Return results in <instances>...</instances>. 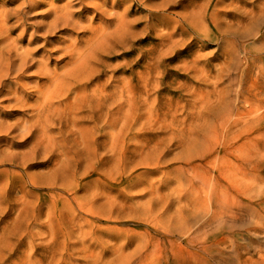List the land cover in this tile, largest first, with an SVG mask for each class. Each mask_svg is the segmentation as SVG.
Here are the masks:
<instances>
[{
  "label": "rangeland",
  "instance_id": "obj_1",
  "mask_svg": "<svg viewBox=\"0 0 264 264\" xmlns=\"http://www.w3.org/2000/svg\"><path fill=\"white\" fill-rule=\"evenodd\" d=\"M36 1L32 6L27 0H0V10L4 9L11 15L7 26L11 28V40L16 41L20 50L31 49L34 60L41 58V53L50 51L52 58L48 59L49 64L59 70L69 59L63 46L74 42L83 48L91 36L90 25L104 26L113 21L110 20L112 11L109 7L112 1L106 7L107 13H101L92 4L85 6L75 0V17L86 28L58 29L51 35H45L42 26L52 18V3L60 7L66 0ZM142 1L128 2L117 8L122 13L127 5H131L129 12L126 11L130 34L96 54L93 63L98 65L95 64L97 72L87 86L89 91L104 86L109 91L114 86L132 89L143 86L140 76L149 78L150 85L143 87L144 100H148L142 106L144 115L135 128H127L125 135L115 141L118 145L111 139L106 140L107 136H101L100 130L92 127L93 123L89 121L84 123L89 127L85 135L91 137V141L96 137L93 146L85 148V154L80 149L63 155L64 161H60L63 154L61 146L47 150L34 148L36 151H33L34 137H18L16 131L0 135V151L9 148L0 153L9 155L0 157L7 159L0 165V264H264V124L254 125L249 134L244 131V123L233 125L227 130L230 137L227 141L221 140L217 147L222 151L220 155L225 156L223 164L230 175L221 179L222 189L228 191L230 200L221 209V224L215 234L212 215L206 214L208 218L204 215L206 219L195 223L187 197L179 196L182 190L178 186L180 173L176 168L183 163L176 156L188 152L193 138L183 143L176 139L167 140L159 154V151L147 153L148 147L155 142L146 147L141 137L142 132L149 137L154 131H160L146 125L149 114H145L151 106L169 108L170 103H176V116L181 120L192 112L191 105L197 103L195 98L204 94L212 98L209 102L218 114L224 112L229 101L235 110L248 107L245 99L236 95L238 89L242 88L245 95L253 99L264 97V22L260 10L264 0H212L203 28L206 25L209 30L219 32L217 35L222 33L224 38L220 41L198 39L192 32L181 34L180 15L184 10L182 6L188 1L181 0L171 7L159 5V13L150 18V10L162 0ZM195 1L202 3L204 0ZM229 2L237 5L232 7ZM24 8V11L29 8L27 13L23 11L28 31L21 34L23 25L16 21V14L24 15L21 11ZM218 16L220 20L216 18ZM216 21L223 24L224 29L217 23L216 26ZM165 22L169 23L166 28L162 24ZM34 29H38V38L31 42L29 36ZM169 30L180 42L168 48L162 35ZM22 80L32 84L47 81L28 72ZM28 90L33 92L32 88ZM261 91L260 97L257 96ZM4 98L2 96L0 100V116L5 124L13 125L27 117L28 110L10 108ZM34 98L30 97V101L34 102ZM263 112L264 109L256 114ZM60 126H53L50 136L61 140V145L67 134ZM113 130L109 129L110 132ZM133 131L141 132L140 137L131 138ZM193 131L201 132L197 128ZM12 133L16 138L10 135ZM199 133L194 136L198 134V138ZM246 138L253 141L242 145ZM102 140H106V144ZM137 147L146 149L142 151ZM25 150L33 154L27 156L29 152ZM15 153L25 155L14 158ZM153 157L161 159L160 168L154 171L143 163ZM199 162L213 172V164L207 159ZM59 163L61 166L58 168ZM231 179L234 183L229 182ZM155 191L167 195L158 200L152 195ZM188 219L194 220L191 221L190 232L185 229ZM203 221H207L208 233L201 232L200 236L196 232L198 227L194 226H201Z\"/></svg>",
  "mask_w": 264,
  "mask_h": 264
},
{
  "label": "bare ground",
  "instance_id": "obj_2",
  "mask_svg": "<svg viewBox=\"0 0 264 264\" xmlns=\"http://www.w3.org/2000/svg\"><path fill=\"white\" fill-rule=\"evenodd\" d=\"M27 1H29V3L32 6L35 3H37L36 0H27ZM110 1H112V4L109 6ZM134 1L140 2L142 0H79V2L85 6L92 4L94 8L101 13L102 12L107 13L106 7L109 6L110 10L112 11V13H110L111 15L110 20L112 19L113 21L109 24H105L104 26L93 27L90 25L89 27L91 28V36L90 38H88L87 44L85 45V47L82 48L81 46H79L77 43H74V42L71 43L70 45L67 44L68 46H63L64 52H65L64 54L68 55L69 59L64 64V66L61 67V70L57 69L58 67L52 68L50 66L49 61H48L50 57L52 58L50 51L49 52L47 51L43 54L41 53L42 54V55L40 54L41 58H38V60H34L35 57H33L32 52H30L31 49H28L29 51L20 50V47L17 45L16 41L11 40V37H10L11 28L7 26V23L9 19L11 18V15L7 11H4V9L3 11L0 10V96H1L0 100L3 96L5 97L3 100L9 103L10 108L18 107V108H24L29 111L27 112L28 114L26 113L27 117H24V118L22 117L20 120H17L14 124L12 123L13 125L5 124L4 123L5 121H3L0 116V135H2V133L8 134L13 131H16V135L18 137L19 136L27 137V138L34 137L33 143L32 144L30 143L32 145L33 151L39 148H44V150H47L49 148L53 149V147L56 145L61 146L62 148L61 153L63 154H62L60 161H64L62 160L64 157L63 155L67 156L68 154H71V151H74V150L79 151L80 149L81 150L83 149V153H84L86 152L84 149L91 147L92 143L96 140L95 139L96 137H94L93 141H91V137L87 138V136L85 135L87 132V129L89 128L87 125L84 124L85 121H89L93 123L92 127H95V128L97 127L96 130H100V135L107 136L108 139L106 140L111 139V141H113L114 144H116L115 143L116 140L120 139V136L122 137V135H125V130L127 128H129L130 130L135 128L134 126L136 125L138 120L143 117L142 116L143 113L141 112L142 106L148 101L147 99L144 100V97H143V92H144L143 87L148 88L147 85L149 84L148 82L149 78L147 76L143 75L139 77V80L143 82V86L141 85L142 87H140V85L138 87L135 86L133 88L130 86L132 89H129V87L127 88L126 86H121V87L114 86V89L112 88L113 89L112 91H109L107 86L98 87L93 91H89L87 89L89 82L93 80V77L95 73L97 72V68L95 67L97 64L95 63L96 64L95 65L93 63V60L95 59L96 54H98V52L103 50L106 46L120 42L123 38L126 39L128 35L130 34L129 25H128L130 21L127 20L128 13L126 11L129 12L128 9L131 7V5L130 6L127 5V7L124 10L125 12H122V13L118 12L117 8L128 2L133 3ZM180 1L181 0H162L160 4L157 3L158 6H155L156 7L155 9L150 10L148 17L150 18L154 16L155 13L157 12L159 13V10H157L160 7L159 5H161V7H171L172 5L178 4ZM185 1H188V3L182 6L184 10H183V13H181L180 15L181 22H182V24H180L181 30H182L181 34H183L184 32H192L194 33L196 37H198V39L199 38H201L202 40L208 39L211 41L213 40L220 41V39L224 38L223 35H221L222 34L221 32H220L221 33L220 35H217V33L219 32H215L214 29L209 30V28L206 25L205 27H207L208 29H206L205 27L203 28L204 22H207V16H208V12L212 5V0H206V2H204L205 1L204 0L202 1V3L195 1V0H185ZM223 1L226 2V0H223ZM74 2L75 0H66V2L60 7L52 3L51 5L52 6L51 7L52 18L48 20L47 22H43L44 25L42 26L43 31H44L43 33L45 35H51V33H54L58 29H76L78 27L86 28V26H83L81 24V20L75 17L74 10H73ZM231 3L229 2L230 5ZM232 4H233L232 7L234 5H237L234 3ZM215 6H217V4ZM28 9L26 11H28ZM24 10L25 8L21 11L23 12ZM260 10H261L262 18H263L262 20L264 22V1L262 3V7ZM26 11L24 12L27 13ZM24 12H23L24 15L16 14V18H18L16 19V21L20 22L19 25H23L21 34H24L28 31V27H27L28 25L26 26V19H25L26 17H25ZM213 15L216 16L215 13H213ZM216 18L219 19V16ZM246 19H248V17H246ZM253 19H254V16H253ZM216 23L217 21L215 22V25ZM219 23L220 22H218L217 24ZM162 24L165 27V26H168L169 23L167 24V22H165ZM227 25H224V26H227ZM36 30L38 31V29ZM36 30L33 32H30L29 37H30L31 42H33V39L35 37L38 38L36 36V33H37ZM218 30H220V27H218ZM169 31L163 33L162 35L163 37L161 36L163 38V41L165 42V46H167L168 48L180 42L178 40H175L174 33L171 31L169 32ZM39 34L42 35L41 33ZM44 34L43 36H45ZM228 36L230 37V35ZM19 37L21 38V36ZM196 37L194 39H196ZM207 42H210V41H207ZM99 59L100 58H98V60ZM226 65L227 64H225V66ZM227 67H229V65ZM27 72L33 76H39L40 78H45L47 79V81L43 84H40L38 81H35L34 84H32V82H29V81H23L22 79L25 76V73ZM98 86H100V84ZM215 87L217 88L218 86L216 85ZM29 88L30 89L32 88L33 89L32 91L35 94L29 91L28 90ZM194 93L195 92H193L192 95H194ZM199 93H200V90H199ZM243 93L244 91L242 90V88L238 89L236 93L238 97H243L246 103H248V107L244 108L243 110H239V109L235 110L232 106V103L229 101L227 103V107L224 110V112L218 114L217 111H215V109L212 108L210 104L211 101L209 102V100H212V98L211 97L207 98V96H205L204 94V96H197L195 98L196 100L195 102H197L196 104H194L193 106L191 105L193 103L190 104L191 107L193 108H192V112L190 113L189 116H187V118L184 117V119L180 120L176 116L177 114L176 108H175L176 103L174 105L170 103L169 108L162 106V105L151 106L149 111L146 112L145 114V115H147V113L149 114V117H146L147 119L149 118L148 122H146L147 123L146 125L150 124V126L153 127V130H154V127L157 129H160L159 132L154 131L155 132V133L153 132L154 134L151 133V136L149 137H146V132L145 133L142 132L141 137L144 138L143 140H145V143H146L143 145L146 146L147 144L151 142L152 143L155 142L154 145L150 144L152 145L150 147L146 146L149 149L147 153H154V152L157 153L159 151V154H161V152H163V150H160L162 147V144L167 140L171 141V140L176 139L177 141L179 140V142L183 143V142H189L188 140L193 138L192 139L193 142H191L192 144L191 146H189L188 152L184 155L182 154V155L176 156L183 163V165L181 164L180 166L176 168L177 172L180 173V177H179L180 179L178 181V186H179L180 191L182 190L179 196L185 195L188 199L187 204L191 206V209L193 210L191 211V213L192 212L194 213L193 219L195 220L194 221L191 219V221H194L195 223H197L201 221L204 215L207 214V215H210V217L212 215L211 224L212 223L213 225L215 224V228H216V230L213 231L214 234L218 231V228L221 224L220 222V213L222 212L221 209L224 203L229 202L230 200L228 196V191L227 190L223 191L222 189V181H221L222 177H228L230 175H228V169H226V166L223 164L225 156L220 155L222 151L217 150V147H219V145L221 144V140L225 141L227 138L230 137L231 133L229 134L227 130L230 129L231 126L233 125L236 126V125H239L240 123H244V126H246V130L244 131H247L248 133L253 129L254 125L264 124V112L261 114H256L260 110L264 109V97H260V95L262 94V91L259 94L257 93V96H259L260 98L257 97L256 99L250 98V96H247L245 95V93L244 94ZM210 94L212 95V93ZM32 96L35 97L34 102L30 101V97ZM218 105L220 106V103ZM218 108L219 107H217V109ZM253 115L255 116L252 117ZM58 124L61 125L60 126L61 129L64 128V130L63 129L62 130L63 132L67 134V137L66 138L64 137L65 139L63 138L61 145L59 143L61 140L58 141L59 139L56 140L52 136H50V132L53 130L52 127L53 126L55 127ZM118 126L119 128L117 129ZM151 127L148 126V129L149 128L151 129ZM110 128L114 130L110 132L109 131ZM196 128L200 129L201 132L200 133L194 132L193 129H196ZM134 132L135 131L132 132L131 135L133 136L131 138L140 137L141 132L140 133L138 132L134 133ZM196 133H199L198 138H196L198 134L194 136ZM13 134L15 135V133H12L10 135H13ZM92 134L93 132L91 133V136ZM60 139H62V136ZM103 139L105 138L103 137ZM246 139H247L246 142H244V144L242 145L247 144L248 141L249 142L253 141L252 138H246ZM106 140H102V141L103 142L105 141V144H106ZM226 143L228 144V142ZM105 147L107 146L105 145ZM105 147L103 149H106ZM146 147L145 148L142 147L140 149L139 147L137 148L143 151L146 149ZM7 149L9 148H6L4 150H7ZM113 149H115V147ZM4 150H1L0 153L1 152L5 153ZM28 150L27 151L25 150L26 152H29L28 153L29 155L27 156H30L31 154H33V153L30 154L31 151H28ZM79 153L77 154L79 155ZM83 153H81L82 157H83ZM51 154L53 153L51 152ZM2 155H0V157ZM5 155H3V157ZM14 155H13L14 158H17L16 156L18 154L15 153ZM23 155L25 154L21 153L20 156L23 157ZM6 156L9 157V155H6ZM209 157H213V158L210 159ZM4 158H0V165L3 163H6L7 159H4ZM18 159L19 161H23V160H20V158ZM18 159H15V160L18 161ZM59 159L57 161H59ZM206 159H207V162H211L213 164V172L209 169H206L203 166V164L199 162V161L206 160ZM248 159L249 161H251L250 158ZM147 160H148L147 162H143V161L142 162L146 166H148L150 170L154 171L160 168L161 159L159 157L158 158L153 157L151 159L147 158ZM125 163L126 162H124V164ZM139 164L141 163H138V165ZM57 166L59 168L61 166L60 163ZM232 166L233 164H230V167ZM229 182L234 183L232 179ZM33 183L35 184V182H32V184ZM156 189H158V187H156ZM152 195L153 197H157L159 200V199H163L164 196H166L167 194L163 195L161 194V192L155 191L152 193ZM207 215L206 217L208 218ZM203 219H206V218H203ZM191 221L189 219L185 221L186 222L185 229H189V232L192 229L189 227H191L193 224V222ZM199 224L200 223H198L197 225ZM206 224H207V221L205 222L203 221L201 226L200 225L199 226L193 225V226L195 228L198 227L196 229L197 230L196 232L199 233V235L201 234V232L202 234H207L208 231L205 227ZM180 232L182 231L180 230ZM184 233H186V231H184ZM169 238L171 239V237ZM203 245L205 246V244ZM205 250H208V249H205ZM176 259L178 261V257H176Z\"/></svg>",
  "mask_w": 264,
  "mask_h": 264
}]
</instances>
